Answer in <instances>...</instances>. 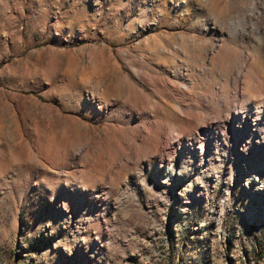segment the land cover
I'll return each mask as SVG.
<instances>
[{"label": "rangeland", "instance_id": "obj_1", "mask_svg": "<svg viewBox=\"0 0 264 264\" xmlns=\"http://www.w3.org/2000/svg\"><path fill=\"white\" fill-rule=\"evenodd\" d=\"M0 264H264V0H0Z\"/></svg>", "mask_w": 264, "mask_h": 264}, {"label": "bare ground", "instance_id": "obj_2", "mask_svg": "<svg viewBox=\"0 0 264 264\" xmlns=\"http://www.w3.org/2000/svg\"><path fill=\"white\" fill-rule=\"evenodd\" d=\"M247 92H248V91H247ZM248 94H249V92H248ZM248 94H247V95H248ZM249 95H251V91H250V94H249ZM256 105H258V104H256ZM255 108H256V106H255ZM258 108H259V107H258ZM258 108H257V109H258ZM252 113H253V112H252ZM255 113H257V110H256Z\"/></svg>", "mask_w": 264, "mask_h": 264}]
</instances>
